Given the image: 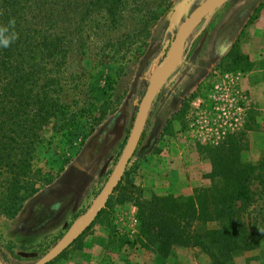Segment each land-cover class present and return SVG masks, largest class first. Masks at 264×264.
<instances>
[{"label": "rangeland", "instance_id": "374dc122", "mask_svg": "<svg viewBox=\"0 0 264 264\" xmlns=\"http://www.w3.org/2000/svg\"><path fill=\"white\" fill-rule=\"evenodd\" d=\"M168 1L147 31L131 36L123 58L116 54L93 71L97 93L105 90V77L112 79L111 112L84 138L85 128L76 130L70 142L57 135L30 156L32 181L45 172L53 179L12 218L0 213L4 264L33 263L96 197L123 148L153 68L166 55L179 24L202 0ZM130 31L123 18L119 27L93 36L92 49L99 48L102 38L124 37ZM263 155L264 0H227L193 21L160 77L119 183L88 226L46 264H211L197 248L174 246L162 257L131 243L137 231L133 200L190 194L209 185L213 161L255 164ZM10 158L0 156V208ZM16 158L21 174L26 156ZM249 189L252 200L243 218L264 228V194L256 179ZM230 264H264V233L257 247L234 254Z\"/></svg>", "mask_w": 264, "mask_h": 264}, {"label": "trees", "instance_id": "16d2710c", "mask_svg": "<svg viewBox=\"0 0 264 264\" xmlns=\"http://www.w3.org/2000/svg\"><path fill=\"white\" fill-rule=\"evenodd\" d=\"M169 4L168 0L153 5L143 0H0V25L14 17L19 34L10 47L0 48V156H12L5 164L10 172L2 216H15L27 198L53 179L45 172L32 181L30 156L48 147L57 135L70 142L76 130L85 128L84 138L111 112L112 79L105 77V90L97 93L93 71L116 54L123 58L131 36L147 31L157 11ZM123 18L131 35L102 38L99 48L92 49V37L119 27ZM16 156H26L21 174ZM207 178V187L187 195L136 196L137 231L131 243L162 257L174 246L197 248L211 264H230L234 254L257 247L261 231L245 222L243 209L252 200V179L264 194V155L255 164L228 158L213 161ZM209 223L213 226L207 227Z\"/></svg>", "mask_w": 264, "mask_h": 264}, {"label": "water", "instance_id": "95a60500", "mask_svg": "<svg viewBox=\"0 0 264 264\" xmlns=\"http://www.w3.org/2000/svg\"><path fill=\"white\" fill-rule=\"evenodd\" d=\"M227 0H202L179 24L164 58L153 68L144 92L138 103L130 132L126 138L123 148L115 161L107 179L103 183L94 200L87 209L81 213L67 228L63 235L42 256L31 264H46L65 249L93 220L95 215L104 206L107 198L118 183L141 134L147 112L150 109L153 97L157 90L160 77L169 66L181 47L185 36L188 34L193 21L201 15L208 13ZM0 264H3L0 261Z\"/></svg>", "mask_w": 264, "mask_h": 264}, {"label": "clouds", "instance_id": "9594fccd", "mask_svg": "<svg viewBox=\"0 0 264 264\" xmlns=\"http://www.w3.org/2000/svg\"><path fill=\"white\" fill-rule=\"evenodd\" d=\"M15 28L16 20L14 17L10 18L6 25H0V48L10 47L19 38ZM259 230L264 233V228H259Z\"/></svg>", "mask_w": 264, "mask_h": 264}]
</instances>
